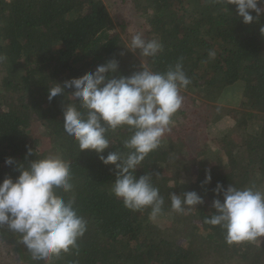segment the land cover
<instances>
[{
	"label": "trees",
	"instance_id": "16d2710c",
	"mask_svg": "<svg viewBox=\"0 0 264 264\" xmlns=\"http://www.w3.org/2000/svg\"><path fill=\"white\" fill-rule=\"evenodd\" d=\"M228 10L212 0H0V55L7 58L0 62V183L8 177L15 181L19 165L60 156L70 163L74 187L58 194L74 200L87 220L78 250L51 261L33 260L20 235L0 227L6 252L0 264H264V238L230 246L224 230L204 222L215 211L213 201H223L215 193L218 183L225 189L255 185L264 191V14L246 25L235 5ZM136 26L146 39L163 45L156 57H143L145 67L163 73L182 62L191 80L171 132L135 173L138 178L152 174L165 199L156 219L150 218L151 209L125 208L112 194L115 166L104 165L94 151L80 152L64 131L63 110L77 103L74 89L48 99L55 83L63 86L111 60L118 61L119 71L110 76L142 71L126 48L129 28ZM209 51H215V59ZM236 85L243 92L235 96L234 108L214 117L222 111L214 103ZM187 104L203 113L185 111ZM38 122L48 126L51 148L40 150L33 141L31 130ZM129 135L125 129L109 131L110 147L103 155L117 151L126 157ZM229 135L236 144L227 142L232 148L227 153L223 139ZM7 158L15 163L7 165ZM192 191L203 204L186 214L172 211L170 194Z\"/></svg>",
	"mask_w": 264,
	"mask_h": 264
},
{
	"label": "clouds",
	"instance_id": "9594fccd",
	"mask_svg": "<svg viewBox=\"0 0 264 264\" xmlns=\"http://www.w3.org/2000/svg\"><path fill=\"white\" fill-rule=\"evenodd\" d=\"M226 6L235 5L239 18L246 25L259 22L264 9L258 7L264 0H212ZM229 11V10H228ZM255 12L256 16L251 15ZM264 35V27L260 29ZM130 51L139 50L140 55L154 58L163 50L155 39H145L142 33L131 37ZM215 59V51H209ZM7 58L0 55V62ZM119 71V63L111 60L98 65L94 72L79 78L58 83L48 88V99L64 93L65 88L74 89L71 96L77 102L63 110L64 131L75 139L80 152L94 151L106 166L114 165L116 178L112 194L133 212L151 209L150 218L156 219L163 212L165 199L152 182V174L139 178L136 170L146 157L157 150L165 134L170 133L175 117L183 107L181 94L191 84L182 62L170 66L166 72H154L142 64V71L131 76L110 74ZM78 104V106H77ZM125 129L130 133L124 141L129 149L126 157L119 152L103 153L109 149V131ZM28 155H33L29 149ZM9 166L15 163L7 158ZM18 178L8 177L0 183V227L7 226L21 237L35 261H51L62 254L78 250V241L87 232V220L74 207V200H65L58 191H73L70 163L60 156L50 155L35 159L27 168L18 166ZM159 176V173L155 174ZM211 182V175L206 177ZM215 193L223 195V201L215 199V211L205 223L225 231L228 245H243L264 238V191L255 185L227 189L217 184ZM171 209L186 214L203 204L194 191L170 194Z\"/></svg>",
	"mask_w": 264,
	"mask_h": 264
},
{
	"label": "rangeland",
	"instance_id": "374dc122",
	"mask_svg": "<svg viewBox=\"0 0 264 264\" xmlns=\"http://www.w3.org/2000/svg\"><path fill=\"white\" fill-rule=\"evenodd\" d=\"M106 4H107L106 6L108 7V9L110 10L111 4H109L108 2H106ZM110 11H112V10H110ZM127 16L129 17V19H132V17H133V16H130L129 14ZM137 28H138L137 26H136V28L135 27L129 28V37H132L133 35H135L137 33L143 34V31L138 30ZM130 41H131V38L129 39V41H127V47H130ZM130 52L132 53L133 57L136 58V60H139V62H141L142 64L145 65L146 61L140 55L139 50H137L135 52H133V51H130ZM234 91H235V94H234ZM234 91H230V93H227L225 96H223L221 98L222 101L219 100L218 102L214 103V105L220 107L221 108L220 110H222V111H220V116H217V114H219V113H217V114H213L214 117H217V118L218 117H225L226 115H228L230 110L234 108V105L232 104V102H234V100L236 99L235 96H241L242 95V92H243L242 86L236 85L234 87ZM194 96L196 97V95H194ZM223 101L229 102V104L228 103L226 104V102H223ZM204 102H207V101H204ZM235 107H237V106L235 105ZM183 109L184 110L186 109L185 111H189L191 114H193V113L201 114V112L203 113V110L200 107L193 106L191 104H187L186 108H183ZM233 127L234 126L229 125V130L234 132ZM230 134H231V132H230ZM31 135L33 137V141H36V143H37L36 144L37 148H39L40 150H44V149L51 148L52 146H54V144L52 145L50 142L49 128L44 122L36 123L31 130ZM231 135H229L228 139L227 138L223 139V140H225L223 143L224 146H227L229 149V152H227V153H230V151L232 150V148L230 149V147L228 146L227 142L236 144V141L232 140V138L230 137ZM5 255H6V252L0 243V261L6 262L5 258H4Z\"/></svg>",
	"mask_w": 264,
	"mask_h": 264
},
{
	"label": "built area",
	"instance_id": "2783aa9c",
	"mask_svg": "<svg viewBox=\"0 0 264 264\" xmlns=\"http://www.w3.org/2000/svg\"><path fill=\"white\" fill-rule=\"evenodd\" d=\"M5 2H7V3H10V2H12L13 0H4Z\"/></svg>",
	"mask_w": 264,
	"mask_h": 264
}]
</instances>
